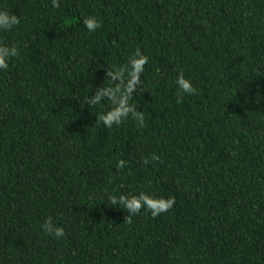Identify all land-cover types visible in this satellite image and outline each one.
Listing matches in <instances>:
<instances>
[{
    "label": "trees",
    "instance_id": "1",
    "mask_svg": "<svg viewBox=\"0 0 264 264\" xmlns=\"http://www.w3.org/2000/svg\"><path fill=\"white\" fill-rule=\"evenodd\" d=\"M58 3L0 0V264H264V0ZM137 52L144 125L106 128L86 98ZM141 192L175 203L129 223L110 196Z\"/></svg>",
    "mask_w": 264,
    "mask_h": 264
},
{
    "label": "clouds",
    "instance_id": "2",
    "mask_svg": "<svg viewBox=\"0 0 264 264\" xmlns=\"http://www.w3.org/2000/svg\"><path fill=\"white\" fill-rule=\"evenodd\" d=\"M54 8L59 7L58 0H52ZM84 26L89 32H94L100 27V21L95 16H89L83 20ZM20 24V19L16 14L10 13L7 10L0 9V31H9L14 26ZM19 55L18 46L15 44L8 45L0 43V70H6L9 67V61ZM148 57L142 53H135L129 57L125 67H113L107 72L109 85L101 87L97 90L95 96L86 101L89 105H101V100L106 99L110 102L111 107L98 116V123H101L106 128H111L113 125H120L125 119L131 116L138 122V126L144 125V114L137 111L136 107L130 102L132 93L136 90V86L140 84V76L144 73L145 65L148 64ZM114 82V86L113 85ZM176 84L183 93L195 94L196 89L190 79H186L181 72L176 77ZM150 159H158L152 156ZM149 160L145 159V163ZM125 161L120 160L117 167L123 169ZM112 205H123L131 215L126 217L128 222H131V216L139 213L142 208L150 211L153 218L169 211L174 203V197H153L144 192L138 195H112L110 196ZM43 230L50 236L59 239L65 235L64 228L54 226L52 218L49 217L41 226Z\"/></svg>",
    "mask_w": 264,
    "mask_h": 264
}]
</instances>
